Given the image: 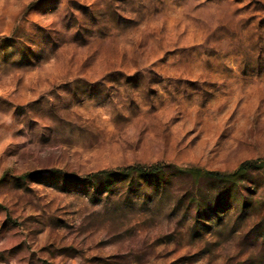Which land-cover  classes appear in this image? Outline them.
Returning a JSON list of instances; mask_svg holds the SVG:
<instances>
[{
  "label": "rangeland",
  "instance_id": "374dc122",
  "mask_svg": "<svg viewBox=\"0 0 264 264\" xmlns=\"http://www.w3.org/2000/svg\"><path fill=\"white\" fill-rule=\"evenodd\" d=\"M263 161L264 0H0V264H264L234 205L71 182Z\"/></svg>",
  "mask_w": 264,
  "mask_h": 264
},
{
  "label": "trees",
  "instance_id": "16d2710c",
  "mask_svg": "<svg viewBox=\"0 0 264 264\" xmlns=\"http://www.w3.org/2000/svg\"><path fill=\"white\" fill-rule=\"evenodd\" d=\"M261 174L264 182V161L244 162L233 172H219L205 170L199 167H178L174 165L163 166H134L118 170H104L90 173L84 177L72 179V184L81 186L85 192L94 191L101 195L105 191H111L118 185L128 186L133 184L140 188L154 187L157 191H167L176 188L182 192L183 203L194 209L201 216L202 207L207 203L208 197L211 206L215 210L234 205L241 215L256 216L254 224L246 232V237L252 236L254 246L264 247V193L257 201L261 208L254 211L255 202L252 197L261 182H255L253 174ZM31 176L22 175V178ZM188 179V180H187ZM215 188H212L211 185Z\"/></svg>",
  "mask_w": 264,
  "mask_h": 264
}]
</instances>
